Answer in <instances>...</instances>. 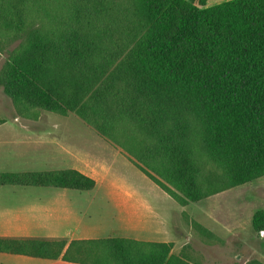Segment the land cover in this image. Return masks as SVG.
<instances>
[{
  "label": "trees",
  "instance_id": "trees-1",
  "mask_svg": "<svg viewBox=\"0 0 264 264\" xmlns=\"http://www.w3.org/2000/svg\"><path fill=\"white\" fill-rule=\"evenodd\" d=\"M22 37L0 76L20 116L75 114L181 207L264 177V0H0V51ZM0 185L95 182L67 169L2 173ZM252 226L264 231L263 211ZM64 245L6 239L0 251L55 260ZM171 247L80 240L61 259L188 264Z\"/></svg>",
  "mask_w": 264,
  "mask_h": 264
},
{
  "label": "rangeland",
  "instance_id": "rangeland-1",
  "mask_svg": "<svg viewBox=\"0 0 264 264\" xmlns=\"http://www.w3.org/2000/svg\"><path fill=\"white\" fill-rule=\"evenodd\" d=\"M224 1L227 0H207V4L214 5ZM23 41V37L12 40L0 51V76L8 54ZM44 115L34 122L16 114L10 98L0 86V125H58L69 129L79 128L82 129V134L78 137L84 141L87 138L88 142L85 144L88 147L84 149L94 155L97 135L77 117L71 114L67 117L49 113ZM100 158L107 173L97 186L99 196L91 200L98 205L90 210V225H103L107 229L115 227L119 218L112 205L113 199L108 197L112 192L109 185L115 183L119 189L128 193L131 191L136 197L127 195L124 198L126 210L129 211L132 205L138 204L136 200L140 201L141 206L135 207L141 210L142 219L148 220L147 226L154 230L152 236L139 235L138 239L170 243L171 254L188 264H247L253 260L264 263V231H256L252 226L253 215L258 211L264 212V177L181 207L122 155L103 150L100 151ZM127 215H121V218H126V223H122L118 232L107 230L102 233V238L108 236L130 239L137 236L134 229L128 228ZM196 226L202 227L209 234L201 233Z\"/></svg>",
  "mask_w": 264,
  "mask_h": 264
},
{
  "label": "crops",
  "instance_id": "crops-1",
  "mask_svg": "<svg viewBox=\"0 0 264 264\" xmlns=\"http://www.w3.org/2000/svg\"><path fill=\"white\" fill-rule=\"evenodd\" d=\"M47 113L56 115L39 111L37 118L29 121L35 122ZM70 114L77 117L73 113L56 116L67 117ZM77 118L97 135L96 147L99 149L96 147L93 149L96 153L94 155H90L89 151L84 149L88 147L85 145L88 142L87 138L84 141L83 138L78 137L82 134V129L79 128L69 129L58 125H0V174L72 169L95 182L94 188L89 191L44 186L0 185V240L65 242L58 259H42L0 251V264H76L61 259L69 244L72 241L109 238L108 236L102 238V233L107 230L118 232L122 223H126V218H121V215L126 213L128 228L134 229L133 232L137 235L130 239L166 243L163 240L138 239L139 235L152 236L154 230L147 226L148 220H143L141 210L135 207L141 206L140 201L136 200L138 204L132 205L129 211L126 210L124 198L127 195L136 197L131 191L128 193L124 189H119L115 183L109 185L112 187V192L108 196L113 199L112 205L119 218L115 227L107 229L103 225H90V210L98 205L91 200L99 196L97 186L100 180L105 178L103 175L107 173L100 158V151H112L125 159L128 158L120 147L104 140L83 120ZM147 210L150 211L148 208Z\"/></svg>",
  "mask_w": 264,
  "mask_h": 264
}]
</instances>
